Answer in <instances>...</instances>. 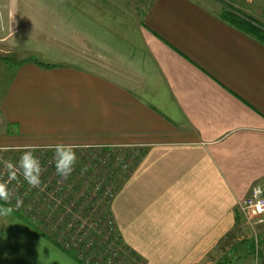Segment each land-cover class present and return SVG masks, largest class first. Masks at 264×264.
<instances>
[{
    "label": "crops",
    "instance_id": "obj_1",
    "mask_svg": "<svg viewBox=\"0 0 264 264\" xmlns=\"http://www.w3.org/2000/svg\"><path fill=\"white\" fill-rule=\"evenodd\" d=\"M225 8L243 13L222 0H145L128 19L82 9L80 59L45 68L0 58L11 72L0 97L5 125L139 152L110 214L140 264L223 263L217 250L233 246L239 203L254 184L264 188V43L223 19ZM64 33L65 55L75 54ZM36 90L48 107L25 97ZM22 102L41 115L20 116ZM0 264L83 263L14 214L0 224Z\"/></svg>",
    "mask_w": 264,
    "mask_h": 264
},
{
    "label": "rangeland",
    "instance_id": "obj_2",
    "mask_svg": "<svg viewBox=\"0 0 264 264\" xmlns=\"http://www.w3.org/2000/svg\"><path fill=\"white\" fill-rule=\"evenodd\" d=\"M145 0H0V17L3 14L7 17H12V24H2L0 22V37L9 36L6 42H0V56H8L12 61H19L33 56L40 62L56 64L64 62L66 59H80L77 55L80 51L81 35H82V20L85 15H90L93 18L97 16L109 19L111 17L132 18L140 15ZM223 2H232L241 6L240 11L255 20L264 22V0H222ZM72 3L73 6L70 4ZM93 4V5H92ZM72 6L73 18H66V9ZM240 8V7H238ZM82 9L86 12L81 13ZM70 11V10H69ZM6 18H4L5 20ZM17 19V20H16ZM16 20V22H15ZM108 20H104L106 22ZM107 23V22H106ZM2 24V25H1ZM94 28L95 25H92ZM69 29L73 34V52L72 55H65V29ZM58 37L56 38L55 37ZM70 51V50H69ZM68 51V52H69ZM29 61V60H28ZM11 72L0 70V97L7 93L9 86L7 84V76ZM33 94V95H32ZM34 96L35 98H33ZM25 97H31L32 102H41V107H48V95L41 90H36L35 93L27 92ZM21 98V96H20ZM24 102V101H23ZM22 102V103H23ZM20 103V104H22ZM18 104V105H20ZM39 104V103H38ZM23 103L18 109L21 114H33L40 116L41 111L36 113L31 107H26ZM16 113V114H18ZM33 123L23 125L25 132L19 133L21 127L18 123L6 124L0 116V147L6 146L3 149L5 152L13 154L16 160H19L22 155V150L25 148L44 149L45 153L52 158L54 155L53 148L58 143L71 144L74 146L77 153V163L85 161L87 158L86 151L89 148L85 147H102L100 155L104 158L105 164H101L99 170L107 175V171H114L116 185L122 179L139 156V152L131 147H122L117 145L103 146L94 143H72L62 137H48V135L30 136L33 132ZM10 133L9 135L3 132ZM19 136V137H18ZM35 151V152H36ZM53 151V152H52ZM54 157V156H53ZM121 159L127 168L120 167L116 162L117 158ZM76 163V164H77ZM75 167H77L75 165ZM127 169V170H126ZM94 173V179H96ZM69 184L66 185V191L71 192L75 196L72 200L71 209L74 213L79 214V218L86 217L88 221L93 223L94 229L90 231L88 237L96 240L99 243L104 242V228L107 229L110 220V207L107 208V203L103 197L96 193L92 198L83 195L87 189L91 188L93 180H89L88 187L83 183L82 178L75 176L69 177ZM95 192V190L92 189ZM102 197V199L100 198ZM12 205V204H11ZM82 211V212H81ZM239 213V226L232 233L233 246L228 250L225 247H218L217 257H223V263L219 264H262L264 262V223H249L243 214ZM17 211H14L11 216L0 217V224L11 218ZM30 221L28 218H24ZM32 222H35L32 220ZM51 239L57 244L63 241L58 236L59 232L49 233ZM117 232V231H116ZM60 246V245H59ZM61 247V246H60ZM62 248V247H61ZM66 251L72 253L75 257L79 256L80 246L71 244L69 247H64ZM99 254L94 251L93 247H89L88 255L92 258ZM118 257V256H115ZM117 258L113 260L114 264H122L123 260Z\"/></svg>",
    "mask_w": 264,
    "mask_h": 264
},
{
    "label": "built area",
    "instance_id": "obj_3",
    "mask_svg": "<svg viewBox=\"0 0 264 264\" xmlns=\"http://www.w3.org/2000/svg\"><path fill=\"white\" fill-rule=\"evenodd\" d=\"M5 147L7 146L0 147V181H7V171L3 166L2 160L10 159L14 163L18 162L13 154L3 151V149H6ZM85 148H89L86 151L88 155L86 160L79 161L69 177L82 178L83 183L87 187L89 180L92 179L91 188L95 192L89 188L83 195L92 198L93 195L98 193L103 197L109 209L117 186L115 181H113L115 172L107 171L106 175L99 170L101 164H105L104 158L100 155L102 147ZM35 155L39 158L43 169L40 177V187L31 188L23 180L22 175H18V179L8 185L13 193L12 206L14 207L16 204V197L22 200L20 208L16 211H21L23 216L37 222L42 230H46L50 234L59 232L58 236L63 242L61 244L58 243V245L62 248L69 247L71 244L80 246V255L76 258L83 264H114L113 260L115 258L120 263L118 257L123 260L122 264H140L137 256L122 244L115 230L111 214H109L108 227L107 229L104 228L106 230L104 242L99 243L88 237L90 231L94 229L93 223L88 221L86 217L80 219L79 214L74 213L71 209L72 200L75 196L65 189L66 185H71L68 183L69 177L65 179L56 174L54 155L52 158L49 157L44 149H38ZM116 158L118 160L116 164L127 168L126 164H124L125 162L118 157ZM96 170L98 174L95 175L96 179H94ZM102 197L100 198L102 199ZM239 211L250 224L264 223V188L261 185L254 184L251 187L248 196L239 203ZM89 247H93L94 251L99 253L96 255L97 257L92 258L88 255Z\"/></svg>",
    "mask_w": 264,
    "mask_h": 264
},
{
    "label": "clouds",
    "instance_id": "obj_4",
    "mask_svg": "<svg viewBox=\"0 0 264 264\" xmlns=\"http://www.w3.org/2000/svg\"><path fill=\"white\" fill-rule=\"evenodd\" d=\"M35 148H25L22 150L18 162L10 159L2 160L3 166L7 171V181H0V217H8L20 208L22 200L16 197V204L13 207L11 201L13 193L8 185L22 175L23 180L31 188H39L41 185V173L43 171L39 158L35 155ZM56 174L62 178L69 177L74 171L77 163V153L73 145L58 143L53 148ZM59 255V254H56ZM63 259V257H61Z\"/></svg>",
    "mask_w": 264,
    "mask_h": 264
},
{
    "label": "trees",
    "instance_id": "obj_5",
    "mask_svg": "<svg viewBox=\"0 0 264 264\" xmlns=\"http://www.w3.org/2000/svg\"><path fill=\"white\" fill-rule=\"evenodd\" d=\"M221 16L227 22L233 24L234 26H236L240 30L250 34L251 36H253L257 40H259L260 42L264 43V22H258L256 20H254L252 17H249L243 13L238 14L233 9H230V8L222 9ZM0 58L2 60H4V62H6L7 64H10L13 62L14 65H18L25 60L32 61L36 65H38L40 67H45V68L56 65V64L50 65L49 63L40 62L34 56L32 58L23 59L21 61H16V62L12 61V59L9 58L8 56H5V57L0 56ZM0 203H3V202L0 201ZM17 215L22 217V218H26L25 216H23V213L21 211L17 212ZM262 264H264V262H262Z\"/></svg>",
    "mask_w": 264,
    "mask_h": 264
}]
</instances>
